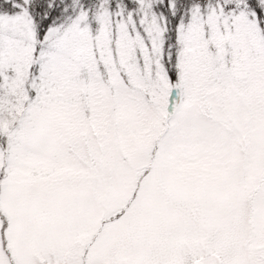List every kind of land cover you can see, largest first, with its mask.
<instances>
[{
  "label": "snow or ice",
  "instance_id": "snow-or-ice-1",
  "mask_svg": "<svg viewBox=\"0 0 264 264\" xmlns=\"http://www.w3.org/2000/svg\"><path fill=\"white\" fill-rule=\"evenodd\" d=\"M0 264H264V0H0Z\"/></svg>",
  "mask_w": 264,
  "mask_h": 264
}]
</instances>
